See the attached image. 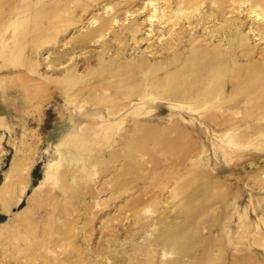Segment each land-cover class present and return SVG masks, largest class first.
<instances>
[{"label": "rangeland", "instance_id": "374dc122", "mask_svg": "<svg viewBox=\"0 0 264 264\" xmlns=\"http://www.w3.org/2000/svg\"><path fill=\"white\" fill-rule=\"evenodd\" d=\"M204 1L0 0V264H264V16Z\"/></svg>", "mask_w": 264, "mask_h": 264}, {"label": "bare ground", "instance_id": "6f19581e", "mask_svg": "<svg viewBox=\"0 0 264 264\" xmlns=\"http://www.w3.org/2000/svg\"><path fill=\"white\" fill-rule=\"evenodd\" d=\"M177 1V0H176ZM196 0H178V2H179V4H180V9H182V8H184V7H191V4H193L194 2H195ZM202 1V0H201ZM211 1H213V0H211ZM221 5H224L225 3H228V5H231V10H232V8L233 9H240V8H242V10H244L245 8H246V6H245V4H247L248 2H250L251 4V6L248 8V10L250 11V12H254V13H256L255 15L258 17L257 19H259V16L260 15H262V16H264V0H217ZM169 2V1H168ZM172 2V1H171ZM205 3H206V0L204 1ZM215 2V1H214ZM213 2V3H214ZM212 3V4H213ZM195 4V3H194ZM199 4H200V2H199ZM203 3H201V5H202ZM216 4V3H215ZM200 5V6H201ZM60 6H62V5H60ZM210 6V5H209ZM212 6V5H211ZM233 6V7H232ZM261 8L263 11H259V12H257L258 10L256 9V8ZM57 8V7H56ZM195 8V7H194ZM213 8V7H212ZM227 8H228V6H227ZM57 9H59V8H57ZM191 9V8H190ZM197 9V8H196ZM230 9V8H229ZM174 10V9H173ZM187 10V9H186ZM189 10V9H188ZM194 10V9H193ZM216 10V9H215ZM56 11V10H55ZM190 11H192V10H190ZM190 11H188V12H190ZM197 11V10H196ZM58 12V11H57ZM160 12H162V11H160ZM174 12H177V11H174ZM179 12H180V10H179ZM184 12V11H183ZM188 12H186V13H188ZM237 12V11H236ZM245 12V11H244ZM164 13V12H163ZM166 13V12H165ZM201 13V12H200ZM232 13V12H231ZM239 13V12H238ZM53 14V13H52ZM58 14V13H57ZM181 14V13H180ZM189 14V13H188ZM195 14V13H194ZM199 14V13H198ZM227 14H229V13H227ZM240 14H241V12H240ZM162 15V14H161ZM164 15V14H163ZM184 15H185V13H184ZM187 15V14H186ZM210 15V14H209ZM247 15V14H246ZM53 16V15H52ZM174 16V15H173ZM172 16V14H171V17H173ZM249 16H250V14H249ZM254 16V15H253ZM160 17V16H159ZM225 17V16H224ZM252 17V16H251ZM181 18V17H180ZM183 18V17H182ZM188 18V17H187ZM102 20H105V19H103V18H101ZM107 20V19H106ZM177 20V19H176ZM205 20V19H204ZM207 20V19H206ZM205 20V21H206ZM223 20V19H222ZM225 20L227 21V22H230L232 19L231 18H225ZM256 20V19H255ZM254 20V21H255ZM260 20V19H259ZM59 21H61V20H59ZM258 21V20H257ZM263 21V20H262ZM108 22V21H107ZM179 22V21H178ZM231 22H233V21H231ZM256 22V21H255ZM264 22V21H263ZM94 23V22H93ZM101 23V22H100ZM177 23V22H176ZM235 23V22H234ZM258 23V22H257ZM262 23V22H261ZM99 24V23H98ZM102 24H104V23H102ZM108 24V23H107ZM238 25V23H235L234 25ZM221 25V24H220ZM223 25V24H222ZM221 25V26H222ZM260 25H262V24H260ZM259 25V26H260ZM20 26V25H19ZM94 26V25H93ZM209 26V25H208ZM230 26V24H228V27ZM97 27V26H96ZM95 28V27H94ZM93 28V29H94ZM102 28V27H101ZM104 28V27H103ZM209 28V27H208ZM206 29V28H205ZM226 29V28H225ZM236 29V28H235ZM252 29V28H251ZM259 30H260V32L258 33L259 35H261V38H264V25L263 26H260L259 28H258ZM108 30V29H107ZM207 30V29H206ZM214 30V29H213ZM217 30H218V28H217ZM229 30V29H228ZM254 30V29H253ZM252 30V31H253ZM102 31V30H101ZM104 31V30H103ZM102 31V32H103ZM208 31H209V29H208ZM224 31V30H223ZM234 31V30H233ZM236 31V30H235ZM95 32V31H94ZM227 32V31H226ZM214 33V32H213ZM228 33H230V32H228ZM217 34H218V32H217ZM216 35V34H215ZM231 35V34H230ZM218 36V35H217ZM174 38V37H173ZM173 38L171 39V40H168V42H172V40H173ZM176 40V39H175ZM174 41V40H173ZM204 54H205V52H204ZM212 54V53H211ZM210 55V54H209ZM213 56H215L214 55V53H213ZM217 57H218V55H217ZM203 58V57H202ZM224 58V57H223ZM206 59H208V58H206ZM212 59H213V57H212ZM212 59L210 58V60L212 61ZM215 59V58H214ZM217 59V58H216ZM206 61H208L209 62V60H205V62ZM201 62H203V61H201ZM207 62V63H208ZM224 63V62H223ZM204 64H206V63H204ZM208 64H210V62L208 63ZM213 64V63H212ZM212 64H210L211 66H212ZM219 68V67H218ZM221 68H223V67H221ZM213 71H214V69H212ZM220 70V69H219ZM219 70H217L216 72H215V76H218L221 72H222V69H221V71H219ZM211 73V72H210ZM208 75V74H207ZM210 77V76H209ZM211 77H213V76H211ZM264 118V117H263Z\"/></svg>", "mask_w": 264, "mask_h": 264}]
</instances>
